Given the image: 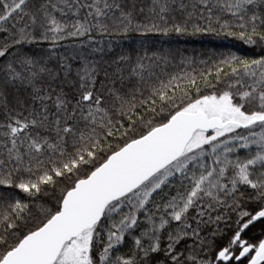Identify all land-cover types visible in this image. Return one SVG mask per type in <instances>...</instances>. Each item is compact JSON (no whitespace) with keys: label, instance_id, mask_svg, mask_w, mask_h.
I'll use <instances>...</instances> for the list:
<instances>
[{"label":"snow or ice","instance_id":"snow-or-ice-1","mask_svg":"<svg viewBox=\"0 0 264 264\" xmlns=\"http://www.w3.org/2000/svg\"><path fill=\"white\" fill-rule=\"evenodd\" d=\"M0 264H264V0H0Z\"/></svg>","mask_w":264,"mask_h":264},{"label":"trees","instance_id":"trees-1","mask_svg":"<svg viewBox=\"0 0 264 264\" xmlns=\"http://www.w3.org/2000/svg\"><path fill=\"white\" fill-rule=\"evenodd\" d=\"M183 43V41H181ZM207 41H205L206 43ZM220 43H224V44H227L228 42L227 41H216L214 42V44L212 46H215L216 44H220ZM190 46L192 47H201V41L200 40H197V39H194L190 42Z\"/></svg>","mask_w":264,"mask_h":264}]
</instances>
